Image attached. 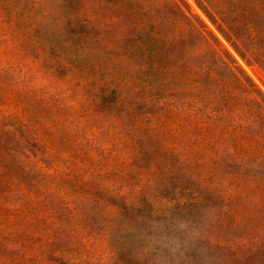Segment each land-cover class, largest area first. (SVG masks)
I'll list each match as a JSON object with an SVG mask.
<instances>
[{
  "label": "rangeland",
  "instance_id": "374dc122",
  "mask_svg": "<svg viewBox=\"0 0 264 264\" xmlns=\"http://www.w3.org/2000/svg\"><path fill=\"white\" fill-rule=\"evenodd\" d=\"M180 1L264 95V0ZM60 6L0 0V264H264V184L205 145L225 123L179 69L211 50L159 58L129 18L94 35Z\"/></svg>",
  "mask_w": 264,
  "mask_h": 264
},
{
  "label": "trees",
  "instance_id": "16d2710c",
  "mask_svg": "<svg viewBox=\"0 0 264 264\" xmlns=\"http://www.w3.org/2000/svg\"><path fill=\"white\" fill-rule=\"evenodd\" d=\"M60 2L61 10L68 17L74 20L94 19L89 28V32L94 35L100 33L97 31L100 18L117 20L120 17L129 18L137 35V43L147 41L151 46L149 53L151 50V54L159 58L174 56L179 46L185 48L192 36L197 37L206 51L211 50L210 56L214 57V63L209 66L207 61H201L193 68L187 56L179 65L182 81L188 89L191 86L195 87V97L208 108L210 116H206L213 120V123H225L222 129L218 130L217 127L216 131L226 137L224 144L222 142L219 145L218 141L212 138L215 132L213 128V131L207 133L205 145L216 147L212 153L214 156L231 157L233 161L241 163L242 182L246 180L249 182L254 177L256 185L264 184V95L237 69L236 63L229 60V53L221 49L216 37L208 36L202 21L192 17L180 0H60ZM177 26H182L183 29L179 31ZM114 42L119 40L116 38ZM233 42L236 44L234 45L236 50H239L238 46H241L239 39L236 38ZM150 68L155 72L161 71L169 75L168 72L171 73L175 65L170 63L160 66L155 63ZM191 73L197 74L194 79L190 78ZM187 133L188 140L195 139L194 144H198L194 137L197 132L187 129ZM200 145L202 146L201 141ZM254 168L258 172H254ZM247 170L250 172L246 173ZM232 182V187H237L234 181Z\"/></svg>",
  "mask_w": 264,
  "mask_h": 264
}]
</instances>
